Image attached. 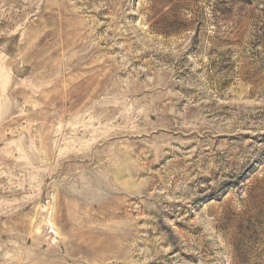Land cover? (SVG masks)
<instances>
[{"label": "rangeland", "instance_id": "1", "mask_svg": "<svg viewBox=\"0 0 264 264\" xmlns=\"http://www.w3.org/2000/svg\"><path fill=\"white\" fill-rule=\"evenodd\" d=\"M0 264H264V0H0Z\"/></svg>", "mask_w": 264, "mask_h": 264}]
</instances>
